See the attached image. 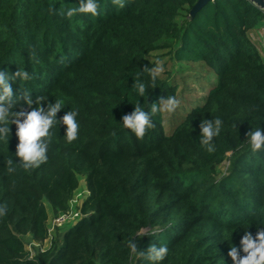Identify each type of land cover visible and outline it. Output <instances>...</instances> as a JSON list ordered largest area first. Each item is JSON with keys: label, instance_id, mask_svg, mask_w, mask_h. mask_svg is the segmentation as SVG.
I'll use <instances>...</instances> for the list:
<instances>
[{"label": "trees", "instance_id": "trees-1", "mask_svg": "<svg viewBox=\"0 0 264 264\" xmlns=\"http://www.w3.org/2000/svg\"><path fill=\"white\" fill-rule=\"evenodd\" d=\"M197 1L125 0L118 9L100 0L102 15L67 19L56 10L80 0H0V70L32 75L13 84L14 94L63 101L57 119L79 112L77 140L67 143L65 126L55 127L48 160L37 168L8 164L19 162L14 124L0 140V264H143L128 250L132 238L138 250L167 244L161 264H233L231 244L245 231L255 236L264 223V152L244 141L264 128V58L250 37L264 12L249 0H213L192 15ZM162 50L170 60L204 62L217 81L171 133L161 112L140 140L118 123L134 110L137 98L126 94L132 77L160 62L152 55ZM168 79L139 99L145 110L176 96ZM217 117L223 128L208 152L199 126ZM80 176L89 192L84 216L42 249L45 200L67 211ZM144 228L164 231L155 238ZM27 238L40 247L29 250Z\"/></svg>", "mask_w": 264, "mask_h": 264}, {"label": "clouds", "instance_id": "clouds-1", "mask_svg": "<svg viewBox=\"0 0 264 264\" xmlns=\"http://www.w3.org/2000/svg\"><path fill=\"white\" fill-rule=\"evenodd\" d=\"M112 4L122 9L125 7V0H112ZM56 11L67 19L74 16L94 18L102 15L100 0H80L79 5L74 8H59ZM164 70V66L157 61L155 65L145 66L142 72L138 71L135 77H132L134 82L126 94L128 98L130 96L137 98L132 103L134 110L123 115L122 121L118 124L134 134L137 139L142 140L147 131L154 127V118L158 114L173 113L178 107L179 102L174 96L161 98L158 103H152L147 110L139 103V99L146 96V92L152 89L151 86L156 84ZM31 79L32 75L27 70L18 68L15 73L0 70V140L8 139L9 125L14 124L15 135L18 138L15 157L19 158V162L9 160L8 164H19L26 170L37 168L48 160L51 130L55 127L65 126L63 138L69 144L77 140L79 133L77 110L70 109L57 119V113L65 108L63 101L48 103L42 97L33 100L32 95L27 91L14 94V83ZM42 103H46V107L42 106ZM33 105L39 106L33 107ZM29 108L30 111L27 110ZM222 128L223 121L219 117L202 120L199 126V145L204 150L212 152L214 138L220 134ZM246 137L244 142L252 153L264 152V128L258 125L255 130L247 132ZM14 170V167L9 168V171ZM163 231V228L141 229L142 233L147 235L151 233L155 238ZM127 247L130 253L138 255L143 264H161L169 253V247L164 243H152L146 250H138L133 238L127 243ZM227 255L233 264H264V223L257 224L255 236L252 232L245 231L239 245L231 244Z\"/></svg>", "mask_w": 264, "mask_h": 264}, {"label": "rangeland", "instance_id": "rangeland-1", "mask_svg": "<svg viewBox=\"0 0 264 264\" xmlns=\"http://www.w3.org/2000/svg\"><path fill=\"white\" fill-rule=\"evenodd\" d=\"M250 37L257 45L261 55L264 58V20L259 29L254 30ZM159 57L160 63L164 66V72L160 77L169 78L168 81L177 86L176 96L178 107L173 113L163 112L165 121V130L167 133H171L173 128L183 119L184 114L201 104L210 88L217 81V73L213 68L207 66L204 62H188L170 60L169 54L165 51L154 52L152 58ZM228 163L224 162L219 167V174L224 173L227 170ZM85 178L80 176L79 189H84ZM45 204L50 212L49 227L52 230V235L56 236L61 234L68 226L63 224L60 227L57 226L56 219L59 217V213H56L49 202L45 200ZM28 249L34 252V246H32L30 239H26Z\"/></svg>", "mask_w": 264, "mask_h": 264}, {"label": "built area", "instance_id": "built-area-1", "mask_svg": "<svg viewBox=\"0 0 264 264\" xmlns=\"http://www.w3.org/2000/svg\"><path fill=\"white\" fill-rule=\"evenodd\" d=\"M88 194H89V192L85 188L79 189V190L77 189L75 191L73 197L69 201V209L67 211L61 212L59 214V217L55 220L56 221L55 224L59 227L63 224L69 226V225L74 224L81 217H83L84 214H82V212L80 210V206ZM53 237L54 236L52 235V230L49 227V238H48L49 242H51ZM31 244H32V246H34L37 249L40 247V245L38 243L31 242ZM45 248H46V245L44 244L42 246V249H45Z\"/></svg>", "mask_w": 264, "mask_h": 264}, {"label": "water", "instance_id": "water-1", "mask_svg": "<svg viewBox=\"0 0 264 264\" xmlns=\"http://www.w3.org/2000/svg\"><path fill=\"white\" fill-rule=\"evenodd\" d=\"M213 0H198L191 10V14L197 13L203 6ZM255 7L264 12V0H249Z\"/></svg>", "mask_w": 264, "mask_h": 264}, {"label": "crops", "instance_id": "crops-1", "mask_svg": "<svg viewBox=\"0 0 264 264\" xmlns=\"http://www.w3.org/2000/svg\"><path fill=\"white\" fill-rule=\"evenodd\" d=\"M253 31H254V30H253ZM253 31H251L250 34H251ZM49 215H50V212H49ZM45 245H46V247H48V246L50 245L49 240L45 242Z\"/></svg>", "mask_w": 264, "mask_h": 264}]
</instances>
